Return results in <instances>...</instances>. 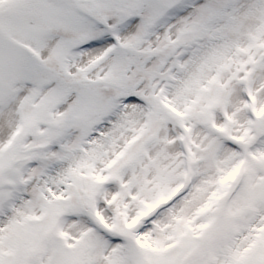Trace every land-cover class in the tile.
I'll return each mask as SVG.
<instances>
[{"label": "snow or ice", "instance_id": "snow-or-ice-1", "mask_svg": "<svg viewBox=\"0 0 264 264\" xmlns=\"http://www.w3.org/2000/svg\"><path fill=\"white\" fill-rule=\"evenodd\" d=\"M28 8L0 48V264H264V0Z\"/></svg>", "mask_w": 264, "mask_h": 264}, {"label": "rangeland", "instance_id": "rangeland-1", "mask_svg": "<svg viewBox=\"0 0 264 264\" xmlns=\"http://www.w3.org/2000/svg\"><path fill=\"white\" fill-rule=\"evenodd\" d=\"M30 21L28 0H11L7 7L0 9V48L5 45L15 48L25 38V29ZM3 61L4 55L0 52V63Z\"/></svg>", "mask_w": 264, "mask_h": 264}]
</instances>
